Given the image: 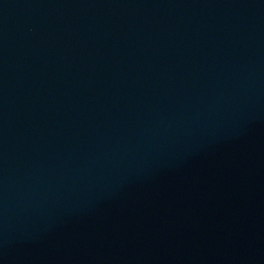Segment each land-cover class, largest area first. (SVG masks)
I'll use <instances>...</instances> for the list:
<instances>
[{
  "label": "water",
  "instance_id": "95a60500",
  "mask_svg": "<svg viewBox=\"0 0 264 264\" xmlns=\"http://www.w3.org/2000/svg\"><path fill=\"white\" fill-rule=\"evenodd\" d=\"M0 264H264V0H0Z\"/></svg>",
  "mask_w": 264,
  "mask_h": 264
}]
</instances>
